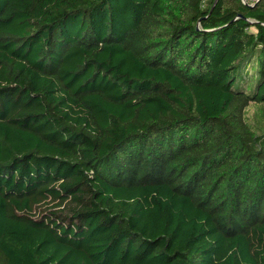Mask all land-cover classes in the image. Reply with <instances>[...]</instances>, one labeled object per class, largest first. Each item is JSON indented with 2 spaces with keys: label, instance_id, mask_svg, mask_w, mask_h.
<instances>
[{
  "label": "trees",
  "instance_id": "trees-1",
  "mask_svg": "<svg viewBox=\"0 0 264 264\" xmlns=\"http://www.w3.org/2000/svg\"><path fill=\"white\" fill-rule=\"evenodd\" d=\"M0 264H264V0H0Z\"/></svg>",
  "mask_w": 264,
  "mask_h": 264
},
{
  "label": "rangeland",
  "instance_id": "rangeland-1",
  "mask_svg": "<svg viewBox=\"0 0 264 264\" xmlns=\"http://www.w3.org/2000/svg\"><path fill=\"white\" fill-rule=\"evenodd\" d=\"M255 111V106L252 104L248 109V116L252 117L253 112Z\"/></svg>",
  "mask_w": 264,
  "mask_h": 264
},
{
  "label": "water",
  "instance_id": "water-1",
  "mask_svg": "<svg viewBox=\"0 0 264 264\" xmlns=\"http://www.w3.org/2000/svg\"><path fill=\"white\" fill-rule=\"evenodd\" d=\"M217 1H218V0H215V4H216Z\"/></svg>",
  "mask_w": 264,
  "mask_h": 264
}]
</instances>
